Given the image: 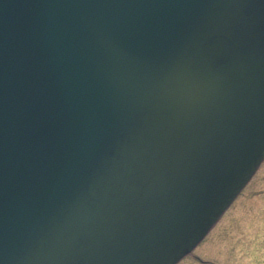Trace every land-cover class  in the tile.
Listing matches in <instances>:
<instances>
[{
    "label": "water",
    "instance_id": "water-1",
    "mask_svg": "<svg viewBox=\"0 0 264 264\" xmlns=\"http://www.w3.org/2000/svg\"><path fill=\"white\" fill-rule=\"evenodd\" d=\"M264 159V0H0V264H176Z\"/></svg>",
    "mask_w": 264,
    "mask_h": 264
},
{
    "label": "rangeland",
    "instance_id": "rangeland-1",
    "mask_svg": "<svg viewBox=\"0 0 264 264\" xmlns=\"http://www.w3.org/2000/svg\"><path fill=\"white\" fill-rule=\"evenodd\" d=\"M227 218L229 221L233 220L228 223ZM212 235H221L215 238L216 242H228V245L234 247L233 252L228 248L222 251L223 243H214L212 247ZM239 240L258 243L259 255H264V159L221 220L219 219L210 233L176 264H253V244L247 247V251H244V248L240 251L241 245L236 248ZM209 249H212L211 254ZM226 253L231 254V258L226 259Z\"/></svg>",
    "mask_w": 264,
    "mask_h": 264
},
{
    "label": "flooded vegetation",
    "instance_id": "flooded-vegetation-1",
    "mask_svg": "<svg viewBox=\"0 0 264 264\" xmlns=\"http://www.w3.org/2000/svg\"><path fill=\"white\" fill-rule=\"evenodd\" d=\"M226 212V210L224 211V213ZM224 213L219 217V219L221 220V218L224 216ZM219 219L215 222V224L219 221ZM227 220H228V218H227ZM233 220V219H232ZM232 220H228V223L229 222H231ZM215 224L211 227V229L210 230H212L213 229V227L215 226ZM210 230L207 232V234L205 235V236H207L209 233H210ZM221 235H219V236H217V235H212L211 237L213 238V239H211L210 241V243H211V245H212V247H213V244L214 243H220V242H216V240H215V238L217 237H220ZM240 242L239 243H237V246H236V248L237 247H240V245L242 246V248H240L241 250L240 251H242L243 250V248H244V251H247V247H249L251 244H253V243H250L249 241H244V240H239ZM238 242V241H237ZM244 242V244L242 245V243ZM221 243H223V244H221ZM221 247H222V251H224V249L225 248H228L230 251H232L233 252V249H234V247L233 246H231V245H228V242L227 243H225V242H222L221 241ZM253 248H254V253H255V255L252 257V262H253V264H264V255L263 256H260L259 255V244L258 243H256V242H254V244H253ZM233 248V249H232ZM212 249H209L208 250V252L211 254L212 252ZM221 252V251H220ZM231 252V253H232ZM248 253V252H247ZM228 257H230L231 258V254H229V253H226V259L228 258ZM195 258H198V257H195ZM212 258V257H211ZM244 258V257H243ZM203 261V260H202Z\"/></svg>",
    "mask_w": 264,
    "mask_h": 264
}]
</instances>
